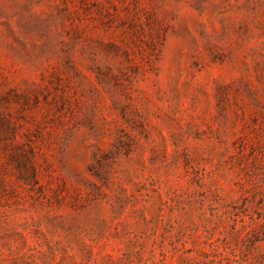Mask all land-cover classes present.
Masks as SVG:
<instances>
[{"label":"rangeland","instance_id":"1","mask_svg":"<svg viewBox=\"0 0 264 264\" xmlns=\"http://www.w3.org/2000/svg\"><path fill=\"white\" fill-rule=\"evenodd\" d=\"M0 264H264V0H0Z\"/></svg>","mask_w":264,"mask_h":264}]
</instances>
